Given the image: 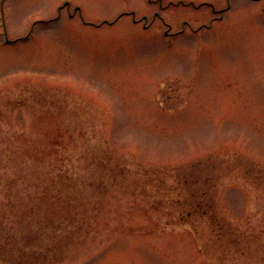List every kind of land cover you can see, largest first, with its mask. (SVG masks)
I'll return each instance as SVG.
<instances>
[{"label":"rangeland","instance_id":"374dc122","mask_svg":"<svg viewBox=\"0 0 264 264\" xmlns=\"http://www.w3.org/2000/svg\"><path fill=\"white\" fill-rule=\"evenodd\" d=\"M228 3L0 0L1 132L115 170L73 264H264V0Z\"/></svg>","mask_w":264,"mask_h":264},{"label":"trees","instance_id":"16d2710c","mask_svg":"<svg viewBox=\"0 0 264 264\" xmlns=\"http://www.w3.org/2000/svg\"><path fill=\"white\" fill-rule=\"evenodd\" d=\"M1 131L0 261L73 264L93 240L89 225L106 204L107 179L115 172L110 160L100 150L89 160L74 151L45 159V152L32 149L27 156L12 128ZM55 139L58 146L64 142ZM67 139L76 151L72 136Z\"/></svg>","mask_w":264,"mask_h":264}]
</instances>
